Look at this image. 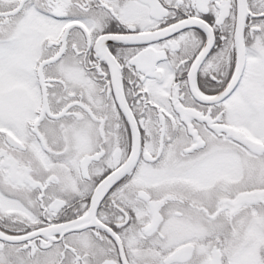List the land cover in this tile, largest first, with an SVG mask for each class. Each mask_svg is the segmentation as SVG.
I'll list each match as a JSON object with an SVG mask.
<instances>
[{
	"label": "snow or ice",
	"instance_id": "snow-or-ice-1",
	"mask_svg": "<svg viewBox=\"0 0 264 264\" xmlns=\"http://www.w3.org/2000/svg\"><path fill=\"white\" fill-rule=\"evenodd\" d=\"M0 264H264V0H0Z\"/></svg>",
	"mask_w": 264,
	"mask_h": 264
}]
</instances>
